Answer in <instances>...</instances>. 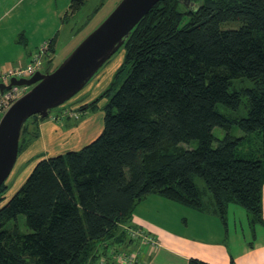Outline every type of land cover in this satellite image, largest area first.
<instances>
[{
  "label": "trees",
  "instance_id": "1",
  "mask_svg": "<svg viewBox=\"0 0 264 264\" xmlns=\"http://www.w3.org/2000/svg\"><path fill=\"white\" fill-rule=\"evenodd\" d=\"M193 1L196 11L160 0L133 29L116 79L126 76L104 108L100 135L40 158L8 200L2 185L0 264H119L116 245L135 242L125 228L140 229L129 221L150 195L214 211L225 230L231 204L247 211L253 231L264 224V0ZM83 4L73 0V13ZM242 94L246 117L218 110L238 111ZM30 120L36 128L26 139ZM43 120L26 121L19 154L39 137ZM216 128L226 135L218 138ZM193 141L198 146L189 148ZM196 177L212 195L207 206Z\"/></svg>",
  "mask_w": 264,
  "mask_h": 264
},
{
  "label": "crops",
  "instance_id": "2",
  "mask_svg": "<svg viewBox=\"0 0 264 264\" xmlns=\"http://www.w3.org/2000/svg\"><path fill=\"white\" fill-rule=\"evenodd\" d=\"M72 1L0 0V72L28 67L36 54H39L42 68L46 67L45 60L51 65L62 43L63 33L74 39V28L68 23V16L73 12ZM89 1L84 0V3ZM106 1L99 0L101 5L97 12L110 2L105 5ZM67 26L69 29L65 31ZM51 40H54L55 53L48 51ZM41 48H45L43 54L39 53ZM233 205L236 204L228 208L225 230L214 211L200 212L161 196L150 195L135 208L129 222L153 238L156 245L151 246L138 239L118 246L126 250L125 254H136L137 264H188L191 258L210 264H264V224L257 225L253 231L247 211ZM168 211H174L181 217L177 231L169 227ZM229 213L231 223L228 222ZM236 214L242 220L236 221ZM92 264H107V261Z\"/></svg>",
  "mask_w": 264,
  "mask_h": 264
},
{
  "label": "rangeland",
  "instance_id": "3",
  "mask_svg": "<svg viewBox=\"0 0 264 264\" xmlns=\"http://www.w3.org/2000/svg\"><path fill=\"white\" fill-rule=\"evenodd\" d=\"M108 1L110 2L107 4ZM120 1L121 0H107L104 3L105 5L107 4L105 8L97 12V7L101 5L99 0H90L89 3L85 2L82 9L78 12L70 13L68 16L69 20H67L68 23L71 24V27L74 28L72 31L74 39L72 40L70 37L67 38V35L63 33L62 43L56 50L54 61L50 65V63L45 60L47 62L46 67L39 68L40 71L45 72L48 68L50 70H55L60 66L75 48L111 14ZM112 7H114V9L111 11ZM184 7L183 5L181 6L182 11L185 10ZM109 10L111 12H109ZM73 15L76 17L74 18ZM68 27L69 26L65 27V31L69 29ZM67 39H70L68 44H66ZM125 57L126 49L122 47L78 94L65 104L52 109L49 117L40 122L39 137L35 138L32 143L18 155L15 167L5 182L9 186L5 193L6 200L10 199L20 189L40 158L64 154L70 150H79L100 135L104 126V108L126 76L124 73L116 79L117 73L120 71L125 61ZM246 82L250 83L249 81ZM248 86H251V83ZM111 87L115 88L110 92V95H107ZM247 97L246 94L241 95L238 111L229 110L223 107L222 104L218 105V110L222 113L229 114L228 116L231 118L246 117L248 115V106L246 105ZM85 105L89 107L86 108L85 111H80V108ZM74 114L78 116L75 117ZM67 118L70 120H67ZM36 123L33 120L27 122V132L24 135L26 139H28L31 136L29 134L35 130ZM214 133L218 138H223L226 135V132L219 128H216ZM241 133L242 132L238 130V128H234V136H241ZM188 146L189 148H196L198 142L193 141ZM195 182L201 191L204 204L207 206L209 204L208 197H212V195L210 193H208V195L204 193V188L207 189L204 180L196 177ZM207 192L209 191L207 190ZM166 214L170 216L169 227L177 231L179 220L181 219L180 215L174 211H168ZM235 219L236 221L242 220L241 216L238 214L235 215ZM228 222L231 223V213L228 215ZM19 227L23 233L28 232L24 215L19 216ZM116 246L120 250L118 254H125V249H120L118 245ZM117 252L118 251H116V254ZM126 255L130 254L126 253Z\"/></svg>",
  "mask_w": 264,
  "mask_h": 264
},
{
  "label": "water",
  "instance_id": "4",
  "mask_svg": "<svg viewBox=\"0 0 264 264\" xmlns=\"http://www.w3.org/2000/svg\"><path fill=\"white\" fill-rule=\"evenodd\" d=\"M159 1L121 0L54 71H37L30 78L13 77L9 84L0 83V95L13 87L29 88L0 120V188L17 162L26 121L36 115L46 119L52 109L78 94L120 50L133 29ZM178 1L189 11H196L199 7V3L193 0Z\"/></svg>",
  "mask_w": 264,
  "mask_h": 264
},
{
  "label": "built area",
  "instance_id": "5",
  "mask_svg": "<svg viewBox=\"0 0 264 264\" xmlns=\"http://www.w3.org/2000/svg\"><path fill=\"white\" fill-rule=\"evenodd\" d=\"M47 48V47H46ZM45 48H41L39 51L40 54H43ZM41 62L39 61V54H36L33 58L31 65L28 67H18L11 70L8 73H1L0 72V83L9 84L10 80L15 77L17 79L21 78H30L32 77L37 71H40ZM29 90L28 87H13L10 90H6L2 95H0V120L4 113L9 109V107L20 97H22L27 91ZM77 117V114H74ZM131 238L138 240L142 239L145 243L150 244L151 246H155L156 242L153 238L149 237L143 230L135 229V228H125ZM118 262L124 264H137V255L136 254H117Z\"/></svg>",
  "mask_w": 264,
  "mask_h": 264
},
{
  "label": "bare ground",
  "instance_id": "6",
  "mask_svg": "<svg viewBox=\"0 0 264 264\" xmlns=\"http://www.w3.org/2000/svg\"><path fill=\"white\" fill-rule=\"evenodd\" d=\"M109 71V70H108Z\"/></svg>",
  "mask_w": 264,
  "mask_h": 264
}]
</instances>
